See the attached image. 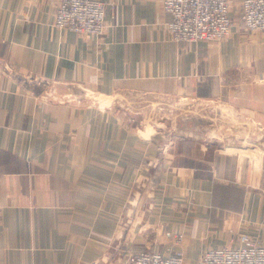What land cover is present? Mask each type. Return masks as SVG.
Masks as SVG:
<instances>
[{
    "label": "crops",
    "instance_id": "0c3cea01",
    "mask_svg": "<svg viewBox=\"0 0 264 264\" xmlns=\"http://www.w3.org/2000/svg\"><path fill=\"white\" fill-rule=\"evenodd\" d=\"M101 1L96 39L57 29L55 0H0V264L178 250L200 264L243 234L264 244V31L246 29L244 0L227 38L198 44L172 38L162 0ZM49 87L215 103L222 123L207 142L144 139L121 110L44 100Z\"/></svg>",
    "mask_w": 264,
    "mask_h": 264
},
{
    "label": "built area",
    "instance_id": "2783aa9c",
    "mask_svg": "<svg viewBox=\"0 0 264 264\" xmlns=\"http://www.w3.org/2000/svg\"><path fill=\"white\" fill-rule=\"evenodd\" d=\"M54 26L92 38L107 30V4L101 0H55ZM163 11L172 17L168 31L176 42L216 43L227 38L234 26L231 0H162ZM241 20L249 31H264V0H244ZM126 264H185L181 252L163 255L141 251L129 256ZM201 264H264V244L243 234L237 246L207 250Z\"/></svg>",
    "mask_w": 264,
    "mask_h": 264
},
{
    "label": "rangeland",
    "instance_id": "374dc122",
    "mask_svg": "<svg viewBox=\"0 0 264 264\" xmlns=\"http://www.w3.org/2000/svg\"><path fill=\"white\" fill-rule=\"evenodd\" d=\"M47 89V95H41V98L44 100L49 99L59 104L81 103L85 106L94 105L102 108L113 107L121 110L126 119L137 124L140 129L139 135L144 139H152L151 136L157 134L156 136H161L162 138H170L174 143L175 141L181 143V141L186 138L193 142L198 141L202 143L201 141L203 139L207 142L208 139H213V137L217 139V133L207 131V127L216 128L217 125L220 126L222 123V121L219 122L216 120V109H218V105L215 103L202 106L200 101L184 98H166L164 100L155 99L148 101L147 98L144 100L142 97L136 99V97H133L135 94H118L110 97H102L84 87L81 88L82 92L78 94L64 93L60 88L57 89V87H49ZM202 126L204 128H202ZM223 134L224 133L221 132L219 136L222 137ZM231 134H233V132H231ZM180 138L182 140L179 141ZM193 142H186L189 143L187 145L188 148L191 149L192 145H195ZM193 157L195 158L194 155ZM173 238L175 240V245L181 247L184 234H175ZM178 252L183 254L185 264H187L185 254L181 250H178L176 253ZM133 253L135 252L129 253V256Z\"/></svg>",
    "mask_w": 264,
    "mask_h": 264
}]
</instances>
